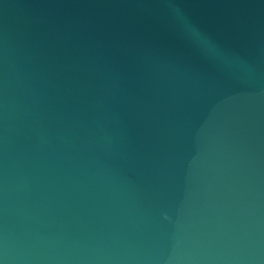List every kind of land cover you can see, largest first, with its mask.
I'll return each instance as SVG.
<instances>
[{
	"label": "water",
	"instance_id": "obj_1",
	"mask_svg": "<svg viewBox=\"0 0 264 264\" xmlns=\"http://www.w3.org/2000/svg\"><path fill=\"white\" fill-rule=\"evenodd\" d=\"M0 264H264V0H0Z\"/></svg>",
	"mask_w": 264,
	"mask_h": 264
}]
</instances>
